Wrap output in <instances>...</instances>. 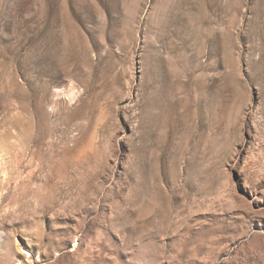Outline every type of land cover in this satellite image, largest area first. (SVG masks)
I'll return each instance as SVG.
<instances>
[{
    "label": "rangeland",
    "instance_id": "obj_1",
    "mask_svg": "<svg viewBox=\"0 0 264 264\" xmlns=\"http://www.w3.org/2000/svg\"><path fill=\"white\" fill-rule=\"evenodd\" d=\"M0 264H264V0H0Z\"/></svg>",
    "mask_w": 264,
    "mask_h": 264
},
{
    "label": "bare ground",
    "instance_id": "obj_2",
    "mask_svg": "<svg viewBox=\"0 0 264 264\" xmlns=\"http://www.w3.org/2000/svg\"><path fill=\"white\" fill-rule=\"evenodd\" d=\"M70 147H71V146H70ZM57 148H58V146H57ZM72 149H73V148H72ZM37 150H38V149H37ZM44 150H46V149H44ZM52 150H53V149H52ZM56 150H57V149H56ZM56 150H55V151H56ZM69 150H70V149H65V148H64V149L62 150V152H64V153H65V152H69ZM46 151H49V149H47ZM55 151H54V152H55ZM37 152H38V151H37ZM72 152H73V151H72ZM44 155H45V154H44ZM69 155H70V154H69ZM49 156H50V155H49ZM51 157H52V154H51V156H50L49 158H51ZM70 157H71V156H70ZM41 158H42V157H41ZM50 160H52V159H50ZM44 161H45V160H44ZM52 162H53V161H52ZM42 164H43V162H42ZM44 164H45V163H44ZM44 164H43V165H44ZM49 164H51V163L49 162ZM66 164H67V163H66ZM43 165H42V166H43ZM42 166H41V167H42ZM65 168H66V169L62 168V170H63V174L65 175L66 178H69V179H70V178H72V177H74V176L76 175V171L74 170L75 168H74V169H69V168H67V167H65ZM77 169H78V168H77ZM62 170H61V171H62ZM39 171H40V170H39ZM50 172H51V171H50ZM58 172H59V171H58ZM81 172H82V171H81ZM53 175H54V173H52V172H51V173H48V172H47V174H45V176H48V177H51V176H53ZM36 176H37V174H34V175H33V177H36Z\"/></svg>",
    "mask_w": 264,
    "mask_h": 264
}]
</instances>
